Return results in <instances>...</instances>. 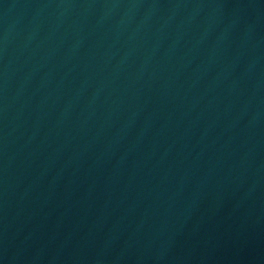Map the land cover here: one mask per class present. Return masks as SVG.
Segmentation results:
<instances>
[{
	"label": "water",
	"instance_id": "95a60500",
	"mask_svg": "<svg viewBox=\"0 0 264 264\" xmlns=\"http://www.w3.org/2000/svg\"><path fill=\"white\" fill-rule=\"evenodd\" d=\"M233 0H0V264H193Z\"/></svg>",
	"mask_w": 264,
	"mask_h": 264
}]
</instances>
